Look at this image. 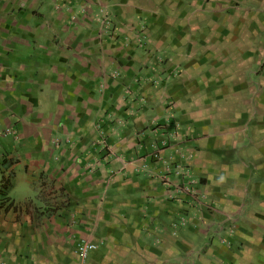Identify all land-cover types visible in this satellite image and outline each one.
<instances>
[{
  "label": "crops",
  "instance_id": "0c3cea01",
  "mask_svg": "<svg viewBox=\"0 0 264 264\" xmlns=\"http://www.w3.org/2000/svg\"><path fill=\"white\" fill-rule=\"evenodd\" d=\"M3 174L0 264H264V0H0Z\"/></svg>",
  "mask_w": 264,
  "mask_h": 264
},
{
  "label": "trees",
  "instance_id": "16d2710c",
  "mask_svg": "<svg viewBox=\"0 0 264 264\" xmlns=\"http://www.w3.org/2000/svg\"><path fill=\"white\" fill-rule=\"evenodd\" d=\"M13 185L12 175L4 174L0 178V207H9L11 205V200L9 197V191Z\"/></svg>",
  "mask_w": 264,
  "mask_h": 264
},
{
  "label": "built area",
  "instance_id": "2783aa9c",
  "mask_svg": "<svg viewBox=\"0 0 264 264\" xmlns=\"http://www.w3.org/2000/svg\"><path fill=\"white\" fill-rule=\"evenodd\" d=\"M104 21H105V23H107V25H109L110 23H109V20L105 17L104 18ZM90 247H95V244H91V243H89V242H83V244H81V246H80V248H81V254L83 255V256H86L87 255V253H88V249L90 248Z\"/></svg>",
  "mask_w": 264,
  "mask_h": 264
},
{
  "label": "rangeland",
  "instance_id": "374dc122",
  "mask_svg": "<svg viewBox=\"0 0 264 264\" xmlns=\"http://www.w3.org/2000/svg\"><path fill=\"white\" fill-rule=\"evenodd\" d=\"M103 16H104V15H103ZM105 17H106V16H105ZM105 17H104V18H105ZM104 18H102V20H103V21H104ZM106 18H107V17H106ZM107 19H108V20H109V22H110V19H109V18H107ZM104 22H105V21H104Z\"/></svg>",
  "mask_w": 264,
  "mask_h": 264
}]
</instances>
